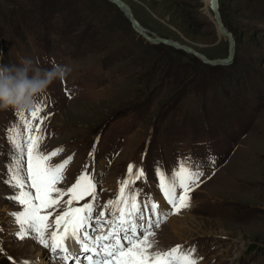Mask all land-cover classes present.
I'll list each match as a JSON object with an SVG mask.
<instances>
[{"label":"rangeland","instance_id":"rangeland-1","mask_svg":"<svg viewBox=\"0 0 264 264\" xmlns=\"http://www.w3.org/2000/svg\"><path fill=\"white\" fill-rule=\"evenodd\" d=\"M208 1L0 0V64L30 58L36 67L58 64L82 73L80 97L88 100L59 112L57 124L69 129L61 140L85 138L68 144L89 148L97 136L104 149L108 131L111 152L126 143L113 155L119 166L102 165L111 182L133 164L145 173L137 181L146 196L148 177L158 181V160L190 151L201 173L189 193L192 215H169L154 229L155 248L187 240L198 248V264H264V0H218V18L233 41L229 56ZM119 2L146 36L164 43L140 38ZM60 51L67 57H57ZM223 60L230 63L203 67ZM1 152L12 156L10 149ZM70 164L72 186L80 161ZM173 217L178 220L168 223ZM11 247L37 258L29 242Z\"/></svg>","mask_w":264,"mask_h":264},{"label":"snow or ice","instance_id":"snow-or-ice-1","mask_svg":"<svg viewBox=\"0 0 264 264\" xmlns=\"http://www.w3.org/2000/svg\"><path fill=\"white\" fill-rule=\"evenodd\" d=\"M41 111L37 102L30 118L20 114L25 133L23 139L16 125L8 130L12 156L6 164L7 178L3 182L13 192L6 199L20 208L9 213L17 228L14 233L16 238H31L47 249L49 264H198L193 256L194 248L181 251V246L177 245L166 252L149 250L154 244L150 240L155 236L154 228H159L169 215H179L182 209L190 207L189 193L199 186L200 172L188 168L187 164H180L168 175L157 166L158 187L171 206L165 211L153 201L141 206L137 200L138 193L130 189V185L144 177L145 173L143 169L133 172L134 166L129 165L127 172L130 178L122 182L117 199L105 205L113 209L112 219H104V211L96 216L93 202L73 206L74 201L79 202L89 195L93 201L96 199L95 183L87 171L70 188L57 187L72 157L53 165L50 161L63 149L50 154L39 150L44 139L40 124L44 121L40 118L35 129L32 121L37 120ZM178 188L182 190L179 195ZM66 195L69 199L61 203ZM49 209L53 212H48ZM57 209L60 210L59 215H55ZM53 216L55 218L50 223ZM69 242L77 245L78 250H70ZM0 251L3 249L0 248ZM21 264L30 262L22 261Z\"/></svg>","mask_w":264,"mask_h":264},{"label":"clouds","instance_id":"clouds-1","mask_svg":"<svg viewBox=\"0 0 264 264\" xmlns=\"http://www.w3.org/2000/svg\"><path fill=\"white\" fill-rule=\"evenodd\" d=\"M69 71L60 65L36 67L30 58H22L16 64L0 65V110L32 111L35 98L55 80L65 79Z\"/></svg>","mask_w":264,"mask_h":264},{"label":"water","instance_id":"water-1","mask_svg":"<svg viewBox=\"0 0 264 264\" xmlns=\"http://www.w3.org/2000/svg\"><path fill=\"white\" fill-rule=\"evenodd\" d=\"M109 1H113L114 2V0H109ZM118 5V4H117ZM217 5H218V0H209L208 1V9H209V11H210V13H211V17H212V19H214V21H216L217 22V24H219V18H218V10H217ZM124 7L125 5H123V4H121L120 2H119V7ZM126 7V6H125ZM126 10H127V7H126ZM126 15V14H125ZM126 18L128 19V21H129V24H130V28L134 31V32H136V34L138 35V36H140L144 41H146L147 43H150V44H152V43H158V42H163V40L162 39H159V38H157V37H146L145 36V34H141V33H139L136 29H134V26L135 25H137V23L135 22V20L131 17V15H130V13H129V11L127 12V15H126ZM220 25V24H219ZM221 28V27H220ZM220 34H221V36L223 37V38H225L226 40H227V42H228V55L227 56H229V55H232V53H233V41H232V38H231V36L228 34V33H226V32H224V30H222L221 29V31H220ZM164 43V42H163ZM181 48V47H180ZM185 50H187V51H189L188 49H185ZM221 61V60H220ZM224 61V60H223ZM211 62H213V61H205V63H203V64H206V65H209V66H216V65H224V64H227V63H230V61H228V62H219V63H217L216 65H212L211 64Z\"/></svg>","mask_w":264,"mask_h":264},{"label":"bare ground","instance_id":"bare-ground-1","mask_svg":"<svg viewBox=\"0 0 264 264\" xmlns=\"http://www.w3.org/2000/svg\"><path fill=\"white\" fill-rule=\"evenodd\" d=\"M122 9H124L125 10V12L127 13L128 12V9L126 10V7L124 6H122L121 7ZM214 20V19H213ZM215 23H216V25L218 26V28H219V30L221 31V29L222 30H224V28H223V26L221 25V23H220V19H219V24H217V22L216 21H214ZM221 27V28H220ZM134 29H136L139 33H141V34H144V31L142 32V30L139 28V26H138V24L137 25H135L134 26ZM224 32H225V30H224ZM219 33V32H218ZM146 36V35H145ZM147 37V36H146ZM198 55V54H197ZM228 60H225V61H223V62H227ZM220 62V61H219ZM219 62H217V61H215L214 63H212V65H216L217 63H219ZM104 183H105V180H104ZM151 201H153V202H157L159 205H160V209H162V210H165V211H167V210H169L170 209V205H168L167 204V201L164 199V196H163V193H162V191L160 192V195H158L157 193H156V195H153L152 196V200ZM149 215H150V213H149ZM179 217V216H178ZM187 217H189V216H187ZM177 218H175V217H173V218H170L169 219V222L168 223H173V222H175V221H177L176 220ZM180 220H182V219H180ZM180 225H181V227H183L184 225H186V226H189V225H187V223L186 222H184V221H181L180 223H179ZM173 232L174 233H178V231L177 230H173ZM72 245H74L73 243H71V242H69L68 243V246H69V249H71V246ZM43 250L42 249H38V255H37V259H38V261L36 262V264H42V257L44 256V253L42 252ZM33 253H32V256H34L35 257V255H33L34 254V251H32ZM49 254V253H48ZM33 257V259H36V258H34ZM47 263L49 264V262H48V260H47ZM44 264H45V262H44Z\"/></svg>","mask_w":264,"mask_h":264},{"label":"trees","instance_id":"trees-1","mask_svg":"<svg viewBox=\"0 0 264 264\" xmlns=\"http://www.w3.org/2000/svg\"><path fill=\"white\" fill-rule=\"evenodd\" d=\"M159 48H165L163 45H159ZM166 49V48H165ZM159 50H161V49H159ZM164 52H165V50H164ZM203 66V65H202ZM203 67H206V68H208V66H206V65H204Z\"/></svg>","mask_w":264,"mask_h":264}]
</instances>
